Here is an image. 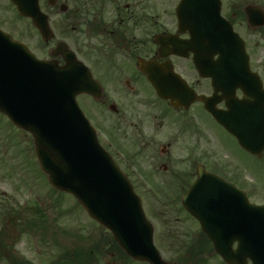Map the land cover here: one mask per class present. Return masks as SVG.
<instances>
[{"label": "flooded vegetation", "instance_id": "obj_1", "mask_svg": "<svg viewBox=\"0 0 264 264\" xmlns=\"http://www.w3.org/2000/svg\"><path fill=\"white\" fill-rule=\"evenodd\" d=\"M40 2L44 10L49 9L48 6L63 5L64 11L45 12L51 24L59 25L66 32L65 37L101 86L98 99L90 94L81 95L98 102L99 109H92L95 114L86 103L81 101V104L96 126L100 141L128 174L136 190L165 193L169 196L167 203L180 213L176 220L196 226L195 231H186L183 235L196 239L207 237L201 230L200 221L185 208L183 202L186 192L197 182L200 170L233 183L238 189L246 190L253 201L264 203V198L261 201L254 199L255 195H264V186H261L264 140L256 135L264 133V112L258 114L261 122L258 131L253 127L242 128L246 138L255 140L252 137L254 134L258 141L255 151H252L241 142L239 145L237 138L205 108L201 99L176 104L177 100L160 96L143 67L154 65L163 84L173 92L180 93L176 79L180 75L189 88L198 95L212 96L214 106L226 112L229 110L228 101L236 98L240 103L244 97L242 88H237L233 94L228 84L224 90L220 89V83L215 84L211 76L202 74L194 61L195 53L190 42L186 41L190 33L180 30L177 11H148V0ZM248 3L244 2L236 11L223 12L234 25L240 27L249 66L262 81L259 98L246 97L247 101H257L260 108L262 104L264 107V11H247ZM252 3L264 8V0H253ZM51 57L50 54L48 58ZM56 58L64 63L62 55ZM241 156L251 159L252 164L242 160ZM240 164L243 171L254 175V183L240 175ZM33 168L37 169L35 162L29 160L31 172ZM215 186L220 189L222 184ZM45 187L50 190L48 183ZM207 195L216 201L223 194L216 191ZM234 195L238 197V193ZM202 196L205 194L196 191L191 195L190 202L194 205ZM31 210L41 220H49L48 204H34ZM13 211L11 209L10 213ZM218 211L210 210L211 214ZM209 218L217 220L214 215ZM2 250L12 257L9 264H18L16 257L22 259V264H32L16 252L14 246L4 243ZM182 251L180 257L174 258V264H229L212 247Z\"/></svg>", "mask_w": 264, "mask_h": 264}, {"label": "water", "instance_id": "obj_2", "mask_svg": "<svg viewBox=\"0 0 264 264\" xmlns=\"http://www.w3.org/2000/svg\"><path fill=\"white\" fill-rule=\"evenodd\" d=\"M13 1L21 14L33 18L46 40L53 36L39 0ZM221 9L222 0H180L176 9L180 29L190 31L200 69L209 66L208 74L215 79H227L241 86L246 95L254 96L258 80L248 66L244 42ZM247 11L263 10L248 5ZM59 52L65 53L66 65L38 59L25 43L0 28V111L33 134L41 167L51 184L71 192L131 257L151 264H171L154 243V226L141 197L102 146L77 101V95L85 91L99 96L91 71L66 50L65 43L60 42L54 50ZM149 72L163 94L160 76ZM225 122L240 139L237 124L228 119ZM231 208L233 214L240 210V228L232 229L238 230L240 237L227 240L213 236L216 247L232 263L240 257V264H245L250 257L254 264H264V206L252 204L240 191V201ZM206 222L203 225L208 230L211 223ZM235 240L239 241L238 249L232 251Z\"/></svg>", "mask_w": 264, "mask_h": 264}, {"label": "rangeland", "instance_id": "obj_3", "mask_svg": "<svg viewBox=\"0 0 264 264\" xmlns=\"http://www.w3.org/2000/svg\"><path fill=\"white\" fill-rule=\"evenodd\" d=\"M222 1L223 11L230 12L236 11L239 6L241 8L244 2L253 0ZM148 2V11H175L179 0H148ZM48 8L47 11H60L59 5L52 8L48 6ZM0 26L26 42L40 56L49 55L50 48L54 47L60 39L66 40L73 47L69 39L65 37L66 32L53 23L55 38L46 43L30 19L22 17L10 0H0ZM235 28L240 32L239 26L235 25ZM80 100L90 106L93 114L95 112L92 109H99L98 102L89 96L80 97ZM105 112L110 115L108 111ZM29 158L32 162L36 159L32 135L13 125L9 118L0 112V204L4 202L13 204L14 210L18 213L15 217L9 218V214L4 215L3 206L0 205V232H3L11 246L34 264H55V259L65 249H70L71 253L75 251L77 254L78 250L84 247L98 246V244L101 246L104 242L103 237L107 236L106 229L94 221L72 195L43 188L46 184L45 176L35 168L32 170L33 173L30 171L29 164L27 165ZM241 158L252 164L251 159L242 156ZM242 171L240 164V175L248 182L254 183L253 174L247 170H244V173ZM261 182H264L262 177ZM261 186H264V183H261ZM138 192L143 198L149 218L156 227V243L164 257L171 259L173 249L169 246L170 239H167L168 226L172 225L173 230L177 232L192 231L196 229V226L189 222L182 224L176 220V216L180 213L167 203L169 196L165 193ZM263 198L264 195L260 194L254 196V199L258 201ZM44 203L50 208L48 228L42 232L24 226L25 218L29 215L28 208L34 204L43 205ZM181 237L184 236L181 235ZM119 254L120 252L115 250L102 251L97 264H113L115 261H117L116 264H147L129 260ZM66 255L68 257L69 253ZM0 264H9V262L0 260Z\"/></svg>", "mask_w": 264, "mask_h": 264}, {"label": "trees", "instance_id": "obj_4", "mask_svg": "<svg viewBox=\"0 0 264 264\" xmlns=\"http://www.w3.org/2000/svg\"><path fill=\"white\" fill-rule=\"evenodd\" d=\"M29 224L32 227L39 225L44 226V222L43 221L39 222L37 219H31L29 221ZM103 239L104 242L101 246L98 244V246L91 245L89 247H84L82 248V250L78 252L79 254H76L75 251L72 253L67 251V253H69V256L64 257L60 255L59 260L62 261V263L64 264H76V262L77 263L80 262L81 264H94L96 261H98L102 251L109 252L110 250L119 251L121 255H124L129 259V257L121 249V247L115 241V239L113 238L110 232H107V236H104Z\"/></svg>", "mask_w": 264, "mask_h": 264}]
</instances>
